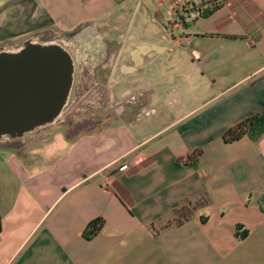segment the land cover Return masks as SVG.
<instances>
[{
	"label": "crops",
	"instance_id": "1",
	"mask_svg": "<svg viewBox=\"0 0 264 264\" xmlns=\"http://www.w3.org/2000/svg\"><path fill=\"white\" fill-rule=\"evenodd\" d=\"M205 1L0 0V46L60 44L118 109L0 144V264H264V135L223 142L264 113V0Z\"/></svg>",
	"mask_w": 264,
	"mask_h": 264
},
{
	"label": "water",
	"instance_id": "2",
	"mask_svg": "<svg viewBox=\"0 0 264 264\" xmlns=\"http://www.w3.org/2000/svg\"><path fill=\"white\" fill-rule=\"evenodd\" d=\"M35 39L0 46V144L52 123L67 102L75 71L71 54Z\"/></svg>",
	"mask_w": 264,
	"mask_h": 264
},
{
	"label": "flooded vegetation",
	"instance_id": "3",
	"mask_svg": "<svg viewBox=\"0 0 264 264\" xmlns=\"http://www.w3.org/2000/svg\"><path fill=\"white\" fill-rule=\"evenodd\" d=\"M34 36L36 37L35 41L45 42L39 35ZM83 78L87 79L86 76ZM82 87V90L74 96V100L72 99L73 106L76 109L79 110V107H82L81 112L76 110L75 112H78L72 117L64 116L60 120L72 134L81 132L84 129L103 127L117 115V107L108 106L106 92L102 88L99 89L97 86Z\"/></svg>",
	"mask_w": 264,
	"mask_h": 264
},
{
	"label": "rangeland",
	"instance_id": "4",
	"mask_svg": "<svg viewBox=\"0 0 264 264\" xmlns=\"http://www.w3.org/2000/svg\"><path fill=\"white\" fill-rule=\"evenodd\" d=\"M135 29H136V27H134L133 23H130L127 32L128 33H131ZM69 49L70 50L72 49L71 52L72 51H75L71 47ZM81 51H83V50H81ZM81 51L79 50V54L80 55L82 54ZM76 62H77V60H76ZM85 76L87 77V79L86 78H83ZM91 76H92L91 74L90 75L89 74L87 75V73H86V66L83 68V70H79L78 64L75 63V71H74L73 84H72V87H71L69 96L67 98V102H66L65 106H63V108H62L59 116L52 123H50V124H48L46 126H43V127H39L37 129H35L33 132L28 133V134H25V135L26 136L35 137L36 139H39V140H42V139H49V140L51 139L52 140V139H55V138H59V136L61 137V135L62 136H65V137H70L72 133L69 132V130L67 129V127L64 126V124H62L60 122V120H62V118L64 116H70V117H72L78 111L81 112L82 107L81 108L79 107V110L76 109L73 106L72 99L74 98V96H76L78 94V92H80L82 90V88H83L82 86H84L85 88H86V86H89V87L96 86V82H94V80H92ZM97 87L99 89H101V86L98 85ZM76 110H78V111L75 112ZM68 119H70V118H68ZM92 129H94V128H92ZM88 130H90V128L89 129H84L82 131L84 132V131H88Z\"/></svg>",
	"mask_w": 264,
	"mask_h": 264
},
{
	"label": "trees",
	"instance_id": "5",
	"mask_svg": "<svg viewBox=\"0 0 264 264\" xmlns=\"http://www.w3.org/2000/svg\"><path fill=\"white\" fill-rule=\"evenodd\" d=\"M220 7V3H217L215 0H207L206 2H200L198 7L200 14L199 17H207L211 15L216 9ZM196 10L195 8L191 11ZM184 11V10H183ZM181 17V21L183 17ZM183 23V22H182ZM264 135V113L257 114L250 118L243 120L242 122L234 125L229 128L223 134V142L232 143L241 139L244 136H247L252 141H257ZM196 206L191 207L190 209L183 208L176 212V217L174 219L175 224H180V219H187L193 212ZM98 227L95 228L93 233L97 232Z\"/></svg>",
	"mask_w": 264,
	"mask_h": 264
},
{
	"label": "built area",
	"instance_id": "6",
	"mask_svg": "<svg viewBox=\"0 0 264 264\" xmlns=\"http://www.w3.org/2000/svg\"><path fill=\"white\" fill-rule=\"evenodd\" d=\"M198 5L199 4H197V5H190V10L192 9H196V10H194V11H190V14H188L189 15V17L190 18H194V17H198L199 16V14H200V11H199V9L198 8H196V7H198ZM184 42H185V44L187 45L188 44V40H187V38H185L184 39ZM129 169V166L128 165H126L125 163H123V164H121L120 165V167H119V170L120 171H124V170H128ZM103 187L104 186H108L109 185V181H108V179H105L104 180V182L101 184Z\"/></svg>",
	"mask_w": 264,
	"mask_h": 264
}]
</instances>
